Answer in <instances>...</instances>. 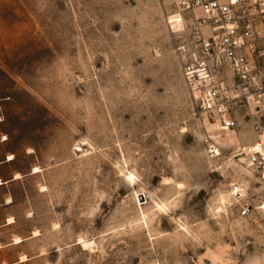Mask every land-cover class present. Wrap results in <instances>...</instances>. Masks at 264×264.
<instances>
[{
    "label": "rangeland",
    "instance_id": "374dc122",
    "mask_svg": "<svg viewBox=\"0 0 264 264\" xmlns=\"http://www.w3.org/2000/svg\"><path fill=\"white\" fill-rule=\"evenodd\" d=\"M171 13L157 0H0V123L17 166L37 168L20 223L35 236L9 250L21 264H264V180L238 153L259 142L252 116L234 104L236 126L207 154Z\"/></svg>",
    "mask_w": 264,
    "mask_h": 264
},
{
    "label": "built area",
    "instance_id": "2783aa9c",
    "mask_svg": "<svg viewBox=\"0 0 264 264\" xmlns=\"http://www.w3.org/2000/svg\"><path fill=\"white\" fill-rule=\"evenodd\" d=\"M157 1L165 2L168 10L178 16L173 53L202 128L207 154L219 155L214 131L236 126L233 105L246 108L259 142L241 145L238 153L247 167L264 180V142L258 139L264 128V0ZM166 20L169 23L168 16ZM234 156L227 154L225 159L234 160ZM229 186L238 215H248L252 203L244 190L237 181Z\"/></svg>",
    "mask_w": 264,
    "mask_h": 264
},
{
    "label": "crops",
    "instance_id": "0c3cea01",
    "mask_svg": "<svg viewBox=\"0 0 264 264\" xmlns=\"http://www.w3.org/2000/svg\"><path fill=\"white\" fill-rule=\"evenodd\" d=\"M16 153L8 147V136L0 123V264H21L26 261L29 258L26 252L19 250L12 255L9 250L35 236L29 227L21 231L20 223L29 221L33 216V203L28 191L37 171H34L31 162L23 167L17 166ZM21 153L28 157L32 151L23 149Z\"/></svg>",
    "mask_w": 264,
    "mask_h": 264
},
{
    "label": "bare ground",
    "instance_id": "6f19581e",
    "mask_svg": "<svg viewBox=\"0 0 264 264\" xmlns=\"http://www.w3.org/2000/svg\"><path fill=\"white\" fill-rule=\"evenodd\" d=\"M209 126H212V125H209ZM207 128L210 129V128H212V127H208V125H207ZM262 137H264V133H263V132L260 134V139H261ZM213 138H214V140L219 144V142H220V137L214 134ZM257 147H258V146H257V144H256V148H257ZM34 171H37V168H35ZM231 196H232V191H231ZM89 243H91V242H89ZM82 244H83V246L86 245L85 241H83ZM87 245H88V244H87ZM90 249H91V247H90Z\"/></svg>",
    "mask_w": 264,
    "mask_h": 264
},
{
    "label": "snow or ice",
    "instance_id": "6c2138e0",
    "mask_svg": "<svg viewBox=\"0 0 264 264\" xmlns=\"http://www.w3.org/2000/svg\"><path fill=\"white\" fill-rule=\"evenodd\" d=\"M9 159H12V157H9Z\"/></svg>",
    "mask_w": 264,
    "mask_h": 264
}]
</instances>
